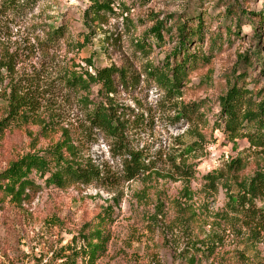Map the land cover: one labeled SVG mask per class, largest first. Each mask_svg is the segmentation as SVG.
Returning a JSON list of instances; mask_svg holds the SVG:
<instances>
[{
	"label": "rangeland",
	"instance_id": "374dc122",
	"mask_svg": "<svg viewBox=\"0 0 264 264\" xmlns=\"http://www.w3.org/2000/svg\"><path fill=\"white\" fill-rule=\"evenodd\" d=\"M94 1L109 2L112 12L90 21L84 14ZM179 22L201 31L174 56ZM159 23L164 39L157 43L150 29ZM59 30L61 37H51ZM4 51L16 54L14 73L1 68ZM185 54L195 59L186 64L181 93L171 97L148 71L163 70L167 61L173 65ZM110 67L137 82L117 86L113 101L142 117L132 144L152 162L151 173L127 183L63 189L32 174L36 188L27 190L19 204L0 194V264H61L59 250L72 242L84 246L83 237L96 224L102 242L93 264H187L194 255L190 244L202 248L200 242L211 239L214 253H196L195 264H238L240 253L264 264V234L253 238L251 228L231 211L229 198L254 172L264 170V153L250 148L246 139L229 137L219 105L233 83L249 92L253 104L264 93V0H37L17 15L2 17L0 121L6 117L11 78L35 80L40 97L34 115L15 120L0 135V173L24 155L50 149L66 129L79 161L109 168L116 176L119 163L104 137L81 126L85 93L73 94L61 82L65 72L94 75L95 69ZM99 88L91 86L89 99L99 100ZM39 120L53 123L44 126ZM172 158L192 164L193 178L180 179ZM236 158L244 166L225 175L228 188L219 183L209 189L203 177ZM83 260L80 256L79 264Z\"/></svg>",
	"mask_w": 264,
	"mask_h": 264
},
{
	"label": "trees",
	"instance_id": "16d2710c",
	"mask_svg": "<svg viewBox=\"0 0 264 264\" xmlns=\"http://www.w3.org/2000/svg\"><path fill=\"white\" fill-rule=\"evenodd\" d=\"M37 0H1L0 21L2 17H11L33 7ZM109 2H92L86 12V18L92 21L99 19L100 13L112 12ZM26 14V13H25ZM199 21L198 19H196ZM199 23V22H198ZM178 46L174 56L180 54L194 37L200 35L201 26L196 29H189L186 22L178 23ZM62 30V28H61ZM52 32L51 37H61L62 31ZM163 26L159 23L150 29V33L155 37L157 43L163 41ZM57 34V35H56ZM54 35V36H53ZM198 43V42H196ZM145 44L136 43V48L144 50ZM259 51H256L258 56ZM16 54H9L4 51L2 54V66L6 72L14 73L13 60ZM195 56L185 54L173 65L167 61L163 70L150 68L149 78L171 97L179 95L180 89L187 77L186 64L189 60H194ZM259 62V60H258ZM89 63V62H88ZM92 65V64H90ZM262 78L264 79V68H261ZM95 74L87 72L78 74L76 72H65L61 77L63 86L73 94L85 93L80 96V103L84 105L85 112L81 126L85 133H99L107 142L112 158L118 160V173L114 176L109 168H100L95 164L85 161L81 162L77 158V146L75 141L66 129H61V140L54 144L45 152L27 154L9 163L8 167L0 173V194L9 198L11 202L19 204L27 194V190L36 188L30 176L34 174L47 186L63 189L67 186H88L92 184L103 185L106 182L114 183L117 181L130 182L140 176L151 173L152 162L139 150L133 147L132 132L139 130L143 125L142 117L134 115V110L128 106L117 105L113 101L116 87H128L137 82L129 77L124 70L110 67L107 69H95ZM9 93L6 102V117L0 121V135L15 120L27 121V118L35 114L38 109L40 94L36 92L37 82L27 78H11ZM92 85H99V100L89 99V92ZM261 96L260 93L257 96ZM249 96V97H248ZM262 97V98H261ZM256 104L252 103V97L245 89L239 88L236 83L227 90L224 97L220 98L219 105L221 117L224 121L225 130L231 139H246L250 148L254 151L264 153V93ZM181 112V117H185ZM42 120L38 124L49 126ZM50 129V128H48ZM176 158L171 159V168L180 179H191L194 176L192 164H186L182 160L176 164ZM243 161L239 158L231 159L221 170L215 173L206 174L203 180L209 189H215L220 183L227 187L226 176H233L243 169ZM225 180V183L223 182ZM238 193L230 198V209L239 215L245 225L252 232L253 238H260L264 234V170H258L247 180L237 186ZM257 202L262 204V208L257 207ZM96 224L91 233L83 237L85 245L77 247L74 242L70 246L59 250L58 256L62 259L61 264H79L78 258H87L82 264H93L97 258L102 242V234ZM245 226V227H246ZM94 239L96 241H94ZM203 247L190 244V250L194 255L187 258V264H195V254L210 256L214 253V240L200 242ZM68 252V255L63 253ZM238 264H263L257 257H247L245 253L237 256ZM159 264V263H156Z\"/></svg>",
	"mask_w": 264,
	"mask_h": 264
}]
</instances>
